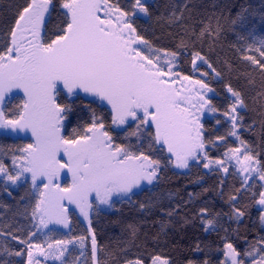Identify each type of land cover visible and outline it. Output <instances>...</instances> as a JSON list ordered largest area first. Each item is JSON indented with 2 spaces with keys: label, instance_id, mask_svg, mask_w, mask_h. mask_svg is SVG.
Segmentation results:
<instances>
[{
  "label": "trees",
  "instance_id": "1",
  "mask_svg": "<svg viewBox=\"0 0 264 264\" xmlns=\"http://www.w3.org/2000/svg\"><path fill=\"white\" fill-rule=\"evenodd\" d=\"M111 2L132 11L134 0ZM27 3L28 0H0V51L10 44V31ZM53 3L55 9H50L51 14L45 20L51 38L65 26L66 20L63 15L66 11L61 7L63 0ZM146 5L148 15L131 19L137 34L154 49L176 52L178 71L203 79L214 90L211 103L215 114L203 121L207 157L222 159L229 149L238 145V140L230 135L232 124L225 115L235 101L227 90L230 86L243 100L236 112L239 139L264 171V70L245 58L252 56L264 63L257 51L264 42V0H151ZM195 53L207 63L196 60L194 68ZM208 64L220 75L216 76ZM57 100L73 109L63 129L66 137L72 138L74 129L79 133L90 124L95 112L103 118L114 145L128 147L133 152L143 151L161 162L152 186L115 200L112 210H93L91 228L98 249H103L97 251L101 264H126L134 259L151 264L157 255L169 264L190 261L223 264L226 243L233 244L243 254L253 244L264 241L262 211L257 207L263 185L258 178L245 185L234 167L224 175L217 168L205 171L201 162H193L184 172L177 171L166 148L160 151V145L156 144L149 148V132L154 129L142 126L138 135H132L137 131L136 122L116 129L111 110L106 105L92 103L95 99L82 95L70 98L61 93ZM23 101L20 93L9 97L3 107L6 117L16 119ZM33 141V136L0 133V163L9 166L13 157ZM69 181L66 178L64 185ZM38 198L30 181L12 189L0 179V264H27V245L20 241L29 240L30 234L36 232L32 211ZM201 209L207 212L201 214ZM237 209L244 215L238 218ZM69 213V230L52 229L48 240L85 237L83 252L73 247L63 262L93 264L89 228L75 210ZM208 220L213 221L212 227L207 226ZM29 243L43 244L45 237L36 233ZM16 252L23 255L16 256Z\"/></svg>",
  "mask_w": 264,
  "mask_h": 264
},
{
  "label": "snow or ice",
  "instance_id": "2",
  "mask_svg": "<svg viewBox=\"0 0 264 264\" xmlns=\"http://www.w3.org/2000/svg\"><path fill=\"white\" fill-rule=\"evenodd\" d=\"M61 7L67 10L63 13L65 26L51 38L45 29V17L51 14L50 9H55L53 0H28L10 31V44L0 51V105L13 89L22 90L26 97L16 119H8L0 107V128L30 130L35 138V143L21 149L23 156L13 157V165L20 161L19 170L9 172L0 163V175L15 184L24 173H31L32 186L40 191L32 211L39 225L36 231L47 228L50 223L68 226L65 201L75 204L87 219L93 207L90 202L93 194L100 204L111 206L114 195L125 196L142 181L151 184L160 170V160L143 151L133 152L128 147L114 145L112 136L105 130L103 118L95 112L90 124L79 133L73 130L72 138L62 135L65 121L73 109L69 104L58 102L61 93L77 98L84 93L96 98L92 103L110 106L113 124L136 122L137 131L132 135H138L142 126L154 129L149 132V148L152 144L160 145V151L166 148L171 154L170 159L174 157L171 162L177 168H188L190 160L203 158L207 160L203 165L205 168L219 164L227 173L224 161L208 160L206 154L200 156L206 143L201 116L206 108L216 111L207 98V93L214 90L202 79L193 80L173 71L178 54L154 49L137 34L131 17L137 15V10L148 15L146 3L134 0L132 11L121 9L111 0H63ZM138 46H143L145 51ZM257 51L264 58V42ZM245 58L264 70L260 60L252 56ZM196 60L207 63L203 56L195 53L194 68ZM208 67L212 68L211 64ZM212 71L216 76L220 75L214 68ZM227 90L235 97L230 110L235 114L243 100L230 86ZM231 122L235 128L236 115L231 116ZM236 134L235 131L230 133ZM240 152V148H235L225 155L236 160L242 173H256L258 169L253 165L259 162L246 153L241 158ZM61 153L67 157L66 161L60 158ZM64 169L72 176V183L67 187H61L57 182ZM250 178V175L244 176L245 185ZM38 179L46 180L43 190L37 187ZM259 179L264 180V171L259 172ZM257 203L264 206V192L259 193ZM206 212L201 209V214ZM235 214L238 217L244 215L238 209ZM207 226L212 227L213 221L208 220ZM35 235L36 232H32L29 240ZM13 239L18 238L13 236ZM85 239L79 237L81 248ZM29 240L20 241L27 245V264H41L37 256L51 257L64 264L67 245L74 243L73 240H57L48 242L44 248L41 244L29 243ZM224 247L226 261L243 264L242 260H237L241 254L231 243ZM53 249L58 251H51ZM98 250L103 249H98L93 232V264H101L97 259ZM15 255L23 253L16 252ZM126 264H143V261L134 259ZM151 264H169V261L157 255ZM253 264H264V255Z\"/></svg>",
  "mask_w": 264,
  "mask_h": 264
},
{
  "label": "rangeland",
  "instance_id": "3",
  "mask_svg": "<svg viewBox=\"0 0 264 264\" xmlns=\"http://www.w3.org/2000/svg\"><path fill=\"white\" fill-rule=\"evenodd\" d=\"M149 1H151V0H143L144 3H147V2H149ZM119 7H120V6H119ZM120 8H121V7H120ZM121 9H122V8H121ZM64 10L67 11L66 9H64ZM101 15H102V14H101ZM136 16H146V15L143 14V13H140V12L137 10V15H136ZM46 18H47V16L45 17V20H46ZM131 19H132V17H131ZM138 47H140L142 51H145V49L143 48V46H138ZM162 52H163V51H162ZM145 54H147V53L145 52ZM163 59H164V58H163V56H162V60H163ZM199 62H200V61L197 60V63H199ZM175 63H176V67L173 68V71H177V72H179L178 69H177V60H176ZM179 73H180V72H179ZM180 75H181V76H188V75H184V74H181V73H180ZM190 77H191L193 80L201 79V78H197V77H194V76H190ZM202 80H203V79H202ZM17 93H20V94L23 96L24 99L26 98L22 90H20V89H13L11 92H9V93H7V94L5 95V97H4V101H3V104L0 105V107L3 108V107H4V104H5V102H6V100H7L9 97H12L13 95H15V94H17ZM80 95H82V96H84V97H87V98L96 99V98H94V97H90V96H88L87 94H84V93H80ZM212 95H213V92H209V93H207V98L211 100ZM73 97H75V96H73ZM73 97H70V98H73ZM233 98H234V100H235V97H233ZM104 105H106V104H104ZM106 106L111 110L110 106H108V105H106ZM211 107H213V106H212V103H211ZM239 108H240V106H237V110H238ZM230 110H231V108L229 109L228 112H226V113H228V115H226V117H227L228 120H230V122H231V116H232V115H236V113H235V114H232ZM237 110H236V112H237ZM214 114H215V112H211V111H209L207 108L204 109V110H203V115L201 116V121H200V122L203 124V121H204L206 118H210V117L214 116ZM8 119H9V118H8ZM132 122H134V121H131V120H130V121H129L128 123H126V124H123V125H116V124H113V126H114L116 129H123V128H125L128 124H130V123H132ZM231 124H232V122H231ZM232 131H235V132L237 133L235 136L232 135V137H233L234 139L238 140V145H237V147H235V148H240V149H241V152H240L241 158H242L243 154H245V153H246V154H249V155H251V156H253V155L249 152L248 148H247V147L245 148V147L243 146V145H245V144L243 143V145H242L241 140L239 139V136H238V125H237V124H236V127H235V128H233V124H232ZM0 133H2V134H6V135H9V136H13V137H17V136H22V137H25V136H32L30 130H19V129H17V130H13V129H11V128H0ZM62 135H63V131H62ZM33 143H35V138H34ZM33 143H31V144H33ZM25 148H26V147H25ZM235 148H232V149H235ZM229 150H230V149H229ZM229 150H228L226 153H228ZM169 154H170V153H169ZM204 154H206V146H205L203 152L200 154V156L203 157ZM23 155H24V153H23L22 151H20V153H19L18 155H16L15 157H20V156H23ZM170 156H171V154H170ZM253 157H254L255 161H258V159H257L255 156H253ZM60 158L62 159V161H66V160H67V157L64 156L63 153L60 154ZM173 159H174V157H172V160H173ZM207 159H208V160H213V161H224V166H226V167L228 168V170H229L230 167H234L235 170H236V171L239 173V175L242 177L243 181H244V176H245V175H250L251 178L247 181V185L251 182V180H252L253 178H258V180H260V179H259V172H261V168H260V164H259V163L253 165L254 167H256V168L258 169V171H257L256 173H251V174H249V173H242V172L239 170V165H237L236 160H235L234 158H233V159H229L228 156H226V155H224V157H223L222 159H209L208 157H207ZM12 161H13V159H12ZM12 161H11V163H10L9 166H8V165H5V164H4V165H5V167L8 169L9 172L15 173L16 171L19 170L18 165H19L20 161L17 160V165H13V162H12ZM193 162H198V163L201 162V163H203L202 165H204V164L207 162V160H205V159H203V158H200V159H197V160H190V161H189V167H190V165H191ZM258 162H259V161H258ZM173 167H174V169H176L177 171H180V172H184V171L188 170V168H189V167H188V168H177V167H175L174 163H173ZM203 168H204L205 171H210V170H212V169L217 168V169H220L224 175L227 174V173H225V172L223 171V168H222L221 165H219V164H212V165H210L209 168H205V167L203 166ZM227 172H228V171H227ZM66 178H69V179H70L68 185H64V181L66 180ZM0 179H2V180H3V181H4V182H5L10 188H12V189L17 188L21 183H23V182H25V181H30V183H31V185H32L31 173H24V175L21 177V179L18 180L15 184L11 183L10 181H7L6 177L3 176V175H0ZM57 182L61 185V187H67V186H70L71 183H72V176H71V173L68 172L67 169L62 170V171L60 172V175H59L58 179H57ZM155 182H156V180H154L151 184H148L146 181H142L141 184L139 185V187L133 188V190H132L131 193H128V194L125 195V196H116V195H114V196L112 197V199H111V206H109L108 204H100V203L98 202V200L95 198V194H93V195L90 197V202L92 203L93 207H92V209L89 211V216H88L87 219L81 214L80 209H79L75 204H69L67 201H65L64 203H65V207L67 208V215H68L69 221H70V213H69L70 210H75V211L77 212L78 216L81 218V220H82V221L88 226V228H89V236L91 237L92 234H93V231H92L91 225L89 226V220H90V218H91V214H92V212H93V210H94L95 208H97V209H99V210H104V211L112 210V209H113V203H114L115 200H120V199H123V198H128V197H130L131 195H133L134 193L140 191L141 189L146 188V187H149V186H152ZM260 182H261L262 185H263V192H264V180H260ZM36 183H37V187H38L40 190H43V184L46 183V180H39V179H38ZM32 187H33V186H32ZM33 189H34V191L37 193L38 197L40 198V191H38L37 188H33ZM39 198H38V200H39ZM257 207L261 209V211H262V217H264V206H260V205L257 203ZM238 218H239V217H238ZM35 219H36V218H35ZM262 224H263V226H264V220H262ZM38 227H39V225H38V221H37V219H36V229H37ZM69 228H70V222H69V224H68L67 227H64V226L61 225V224H53V223H50V224L48 225L47 228H40V231H38V232L36 231V233H37V234H41L42 236L45 237V243H43V244H41V245H42L44 248H47V243H48V242H55V241H49V240H48V235H49V233H50V231H51L52 229H59V230H62V231H68ZM73 241H74V243H71V244H68V245H67L68 251L65 253V255H64V257H63V260H64L65 257H67V255L69 254V252L71 251V249H72L73 247H77L81 252H83V250H84V248H85V241H84V247H83V248L80 247L79 240H73ZM226 244H227V243H226ZM232 245H233V244H232ZM233 247L235 248L234 245H233ZM235 249H236V248H235ZM236 250H237V249H236ZM34 251H35V250H34ZM51 251H58V249H53V250H51ZM226 251H227V250H226L225 247H224V254H225ZM237 251H238V250H237ZM238 252H239V251H238ZM239 253H240V252H239ZM247 253H252V255H247ZM240 254H241V253H240ZM261 255H264V243H262V242H258V243L253 244L250 248H248V250H246L243 254H241L240 256H238V257H237V260H238V261H241V260H242V261H243V264H253V261H254V260H259L260 257H261ZM36 258L39 259V260L41 261V264H46V262H48V261H54V262H59V261H60V260L52 259L51 257H49L48 259H45V258L42 257V256H37ZM162 259H163V258H162ZM223 264H230L229 261H226V257H225V259H224Z\"/></svg>",
  "mask_w": 264,
  "mask_h": 264
}]
</instances>
